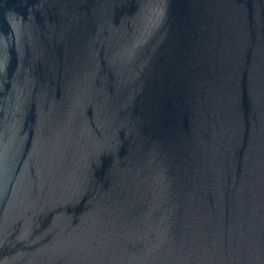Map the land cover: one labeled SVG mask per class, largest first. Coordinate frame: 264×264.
<instances>
[{"label": "water", "instance_id": "95a60500", "mask_svg": "<svg viewBox=\"0 0 264 264\" xmlns=\"http://www.w3.org/2000/svg\"><path fill=\"white\" fill-rule=\"evenodd\" d=\"M0 264H264V0H0Z\"/></svg>", "mask_w": 264, "mask_h": 264}]
</instances>
